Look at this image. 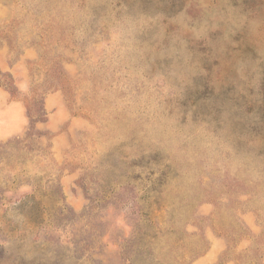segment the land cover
Here are the masks:
<instances>
[{
	"label": "rangeland",
	"instance_id": "rangeland-1",
	"mask_svg": "<svg viewBox=\"0 0 264 264\" xmlns=\"http://www.w3.org/2000/svg\"><path fill=\"white\" fill-rule=\"evenodd\" d=\"M0 136V264H264V0H0Z\"/></svg>",
	"mask_w": 264,
	"mask_h": 264
},
{
	"label": "crops",
	"instance_id": "crops-1",
	"mask_svg": "<svg viewBox=\"0 0 264 264\" xmlns=\"http://www.w3.org/2000/svg\"><path fill=\"white\" fill-rule=\"evenodd\" d=\"M3 138V137H2ZM0 139H1V136H0Z\"/></svg>",
	"mask_w": 264,
	"mask_h": 264
}]
</instances>
